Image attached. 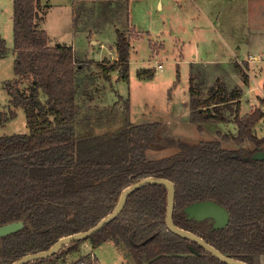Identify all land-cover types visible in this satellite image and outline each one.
Listing matches in <instances>:
<instances>
[{
  "label": "trees",
  "instance_id": "1",
  "mask_svg": "<svg viewBox=\"0 0 264 264\" xmlns=\"http://www.w3.org/2000/svg\"><path fill=\"white\" fill-rule=\"evenodd\" d=\"M40 1L13 0L17 78L5 88L13 103L24 108L28 132L0 136V225L22 220L25 226L0 237V264L47 250L63 236L95 227L114 211L124 190L149 177L175 183L177 226L235 259L264 264V159L253 157L264 149V137L255 133L264 117L262 108L242 114V88L227 94L219 87L202 98L191 75L190 120L201 129L202 123L227 120L220 106L232 109L238 126L232 138L242 145L238 149L225 148L221 140L192 144L175 139L160 122H127L111 135L79 137L75 129L82 108L78 74L86 64L73 46L50 44L47 31L37 23ZM116 32L118 58L97 64L107 80L117 70L128 82L131 39L120 29ZM8 50L0 33V59ZM138 75L154 77L148 68ZM26 78L31 84L24 90L21 83ZM244 82H249L246 72ZM41 93L47 95L45 101ZM230 103H235L234 109ZM125 106L130 116V98ZM11 114V118L17 116ZM11 118L0 111V126ZM224 139L230 137L225 134ZM247 140L255 147H247ZM157 143L179 146L180 151L148 159V149ZM168 192L162 183L133 190L120 214L87 239L94 248L110 240L124 245L137 264H230L168 228ZM204 199L228 207L227 226L216 229L208 221L187 217L186 205ZM87 239L64 244L53 255L25 264L59 263Z\"/></svg>",
  "mask_w": 264,
  "mask_h": 264
},
{
  "label": "rangeland",
  "instance_id": "2",
  "mask_svg": "<svg viewBox=\"0 0 264 264\" xmlns=\"http://www.w3.org/2000/svg\"><path fill=\"white\" fill-rule=\"evenodd\" d=\"M163 1V9L159 8L157 0H140L132 3L131 21L135 23L138 30L144 29L145 36L146 34L148 36H144L136 44L137 49L131 56L128 82L122 80L116 71L112 73L111 80H107L97 64L103 60L110 62L115 60L109 58L114 56L116 49L115 25L118 24L119 28L126 27L123 13L113 17L115 13L110 12L113 10L109 7L100 6L99 10H95L94 4L83 0L76 2L73 0L40 1L42 3H40L37 19L41 28L47 30L52 43L54 45L60 42L74 44L76 56L82 60H90L84 69V74H78L80 76L78 102L82 106L75 128L78 130V136L111 135L120 130L127 122L134 124L160 122L162 128L167 129L171 137L175 139L185 140L192 144L221 140V144L225 148L238 149L242 145L237 144L232 138L238 133L232 109L225 108V105L220 106L227 116V120L220 123H202L201 129L198 124L190 120L191 75L194 76V86L196 90L200 91L202 98L208 97L219 87L225 88L227 94H231L237 88H242L245 92L238 81L243 79L244 83V73H248L249 70L247 63L244 62L242 65L236 66V74L230 72V68L229 71H225L221 65H218L217 68L216 66L190 68L189 60L196 58L197 53L203 52L212 60H216L215 62L229 56L228 34L220 33L216 38L208 36L206 33L209 42L201 46L202 50L199 51L197 44L201 38L202 30L195 31L194 29L199 28L198 26L195 28V23L198 25L200 22H194L191 19L194 11L198 13L200 9H197L191 0L185 1L187 4H184L183 7H179L173 0ZM196 2L199 3V0ZM41 4L43 6L46 4L47 8ZM224 9V17H226V7ZM73 10L74 20L72 18ZM197 13L193 16L196 17ZM13 15V0H0V33L9 48L8 53L0 59V111L5 112L6 116L10 118L12 112L17 114L16 117L8 119L5 125L0 126V136L28 132L24 108L13 103L12 96L5 88L8 81L17 78L14 73L16 51ZM125 15L127 16L126 13ZM42 16L45 18L44 21L41 20ZM118 19L120 20L118 21ZM92 28L100 33L94 36L99 40L98 43L91 42L89 39L92 38L91 34L88 38L87 32ZM151 41L154 43L150 46ZM159 42L163 44L159 45ZM93 59L101 61L94 62ZM158 62L163 64V69L157 67ZM142 67L148 68L154 77L138 76L137 71ZM248 76L250 81L249 73ZM258 80L259 82L254 80L249 87L251 88L250 92H247L246 95L248 101L243 102L245 112L253 111L255 107L263 108L264 111V88L260 86L263 83V78L258 77ZM30 84L31 81L26 78L22 81L21 88L26 90ZM40 95L43 101L47 99V95L43 93ZM127 98H130V116L125 106ZM230 104L234 109L235 103ZM258 123L255 133L259 137H264V121ZM225 134L230 137V140L224 139ZM244 144L249 148L255 147V144L248 140ZM178 151H180L179 146H158L157 143L148 149L147 158H163ZM262 225H264V220ZM85 242L89 244V247L80 245L79 250L71 252L72 254L67 253L65 257L70 256L78 259L81 253H86V264L133 263L131 255L124 245L118 246L110 240L94 248L89 239ZM79 251L81 253L77 254ZM92 251L97 255L96 258L90 254Z\"/></svg>",
  "mask_w": 264,
  "mask_h": 264
},
{
  "label": "crops",
  "instance_id": "3",
  "mask_svg": "<svg viewBox=\"0 0 264 264\" xmlns=\"http://www.w3.org/2000/svg\"><path fill=\"white\" fill-rule=\"evenodd\" d=\"M73 1L76 2L80 0H73ZM83 1L94 4L95 10H99L100 6L104 8L109 7L111 10H113L110 12L115 13L113 17H115L116 15L119 16L118 15L119 13L124 14L125 16L124 22H125L126 27L119 28L118 24H116L115 29L124 30L127 33V36L128 35L130 36L131 48H130L129 57L131 61V58H132L131 56L133 52L135 51V49H137L136 44L140 40H142V38L145 36L144 29L142 28L143 30H138L135 23H132L131 17H130L132 3L136 1H140V0H127V1L126 0H83ZM173 1H175L179 7H183L184 4H187L185 2L187 0H173ZM191 1L195 3L197 9H200L198 13L194 11V14L197 13V16L195 17L193 16L194 15L193 14L192 17L194 19L193 18L191 19L194 22H200L198 23V25L197 23H195V28L197 26L199 28L194 29V30L195 31H200L199 29L202 30V33L200 32L201 38L198 41L197 49L199 51L202 50L201 46H204L207 42H209V40L207 39L206 33L208 34V36H212V37L215 36L217 38V34L225 32L228 34V37H229V45H228L229 56L225 57L223 60L215 62L216 60H212L211 58L203 54V52L197 53V55H195L196 58H194L193 60H189L190 68L191 67L200 68V66H204L206 68L216 66L217 68L218 65H221L225 71L226 70L229 71V68H230V72L236 74L235 67L238 66L239 64L242 65V63L246 62L248 69H249L248 73L250 74L251 80L248 82V84H245V82L243 83L242 82L243 79L238 82H239V85H241L245 90L244 94L241 97V106H240L242 108L241 113L245 114V113L250 112V111L245 112L243 108V102L246 100L248 101V97L246 95H247V92H250L251 88L249 87L252 85V82L254 80L256 82L257 81L259 82L258 77L263 78V83L260 86L262 87L264 85V0H199V3L196 2L197 0H191ZM157 3H158L159 8L163 9L164 1L157 0ZM41 5L43 6V4ZM43 7L47 8V5L45 4ZM224 7H226V11H227L226 17H224V10H225ZM125 13L127 14V16L125 15ZM74 15L75 13L73 10V16H72L73 20H74ZM42 18L41 20L44 21L45 18L43 19ZM119 20L120 19H118V21ZM37 23L40 24L38 22V19H37ZM40 27H41V24H40ZM87 33H88L87 34L88 38L90 34L92 35V38H89L91 42L94 41L95 43H98L99 40L94 38V36L97 34H100L99 32L95 31L92 28V29H89ZM148 33L150 36L149 30H148ZM146 36H148V34H146ZM49 41H50V44L54 46L50 38H49ZM153 43L154 42L151 41L150 46ZM65 44H68V43L65 42ZM161 44L163 43L159 42V45ZM101 45L103 46V44ZM71 46H73L76 52L74 44H71ZM115 48L116 49L114 52L115 53L114 56H110L109 59L112 58L116 60L118 58L117 46H115ZM163 50H164V47L162 51ZM152 52H153V49L151 47V53ZM134 56L136 57L135 54ZM104 58H107V57H104ZM93 60L94 62L101 61V60L97 61L95 59ZM82 61L86 65L89 64L90 62L89 59H84ZM158 63H161V62H158ZM84 69H82L79 74L83 75ZM140 69L144 70L147 68L142 67ZM140 69L137 71V75ZM116 72L119 73L117 70ZM112 73H111V76H112ZM254 76L255 78H252ZM261 121H264V117L259 122ZM257 124H256L255 130L257 129ZM85 243L87 242L84 241L81 245H85V246L88 245L89 247V244L88 243L85 244ZM79 253L81 252L80 251L77 252V254ZM132 261H133L132 264H137L136 262H134V260ZM44 264H47V263H44Z\"/></svg>",
  "mask_w": 264,
  "mask_h": 264
},
{
  "label": "water",
  "instance_id": "4",
  "mask_svg": "<svg viewBox=\"0 0 264 264\" xmlns=\"http://www.w3.org/2000/svg\"><path fill=\"white\" fill-rule=\"evenodd\" d=\"M253 157L256 159H264V149L257 150ZM149 183H162L168 186V210H167V226L168 228L176 233L177 235L183 237H190L197 241L202 247L206 248L208 251L214 253L218 258L222 261H226L230 264H251L244 260H238L227 253L220 252L214 245L208 242L206 239L201 236L195 234L190 230H185L180 228L175 224L173 211L175 206V192L176 185L169 178H155L149 177L142 179L126 190L123 191L121 197L119 199L118 205L114 208V211L104 217L97 225L86 231H79V233H74L71 235L63 236L59 241H57L54 245H52L49 249L36 252V253H27L23 258L11 263V264H25L27 261L34 259H43L44 257H49L56 253L64 244H68L70 242L79 240V239H87L92 234L96 233L98 230L103 228L106 224L110 223L114 220V218L120 214V212L124 209L128 196L132 193L133 190L148 185ZM185 214L190 219H194L197 221H204V219H209L213 223V228L220 229L224 226H227L231 220L230 212L228 208L220 204L219 202L213 199H204L200 201H195L186 205L184 209ZM25 226V222L22 220L8 222L7 224L0 225V237L7 235L8 233H12L17 231ZM1 248V246H0ZM148 264V263H147Z\"/></svg>",
  "mask_w": 264,
  "mask_h": 264
},
{
  "label": "built area",
  "instance_id": "5",
  "mask_svg": "<svg viewBox=\"0 0 264 264\" xmlns=\"http://www.w3.org/2000/svg\"><path fill=\"white\" fill-rule=\"evenodd\" d=\"M157 67L160 68V69H163V68H164L162 63H158ZM85 254H86V253H85ZM85 254L81 253V254H80V257H79L78 259H76V258H71V257L69 256V257H64V258H62V259L60 260L59 263H52V262H49V263H47V264H86L87 261H86V256H85ZM90 254H91L94 258H96V256H97V255H95V253H93V251L90 252Z\"/></svg>",
  "mask_w": 264,
  "mask_h": 264
},
{
  "label": "flooded vegetation",
  "instance_id": "6",
  "mask_svg": "<svg viewBox=\"0 0 264 264\" xmlns=\"http://www.w3.org/2000/svg\"><path fill=\"white\" fill-rule=\"evenodd\" d=\"M228 208V207H227ZM229 210V209H228ZM230 212V211H229ZM231 216V215H230ZM197 221V220H196ZM204 221H208L212 226H213V223L209 220V219H204ZM204 221H198V222H204ZM231 221V220H230ZM230 223V222H229ZM229 255V254H228ZM230 256V255H229Z\"/></svg>",
  "mask_w": 264,
  "mask_h": 264
}]
</instances>
